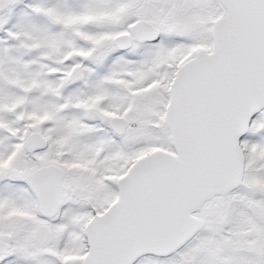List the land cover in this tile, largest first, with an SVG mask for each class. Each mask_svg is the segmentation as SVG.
I'll use <instances>...</instances> for the list:
<instances>
[{"label":"snow or ice","instance_id":"6c2138e0","mask_svg":"<svg viewBox=\"0 0 264 264\" xmlns=\"http://www.w3.org/2000/svg\"><path fill=\"white\" fill-rule=\"evenodd\" d=\"M0 264H264V0H0Z\"/></svg>","mask_w":264,"mask_h":264}]
</instances>
